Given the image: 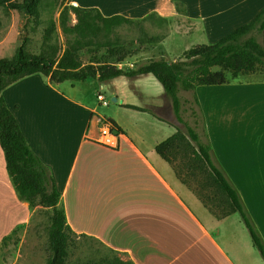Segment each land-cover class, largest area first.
<instances>
[{
  "label": "crops",
  "instance_id": "crops-1",
  "mask_svg": "<svg viewBox=\"0 0 264 264\" xmlns=\"http://www.w3.org/2000/svg\"><path fill=\"white\" fill-rule=\"evenodd\" d=\"M71 2L84 10L97 8L105 16L143 19L157 13L169 22L183 17L214 39L252 22L264 9V0ZM178 3L186 7V14L177 11ZM73 83L71 89L77 88ZM233 83L264 92V79L216 86ZM67 90L61 89V83L51 84L49 78L33 74L7 87L3 95L27 141L51 168L75 234L99 241L133 264H258L259 251L245 238L238 213L224 218L212 214L157 153L158 144L135 142L126 131H116L120 138L116 148L100 143L96 108ZM86 96L89 98L88 93ZM66 106L74 112L69 119ZM244 114L250 121V113ZM231 115L216 132L209 127L211 144L218 165L238 190L264 240V130L252 122L237 134L239 129L231 126L234 113ZM1 197L0 241L32 217L30 202L17 195L0 144ZM5 202L25 214L7 228Z\"/></svg>",
  "mask_w": 264,
  "mask_h": 264
},
{
  "label": "trees",
  "instance_id": "trees-1",
  "mask_svg": "<svg viewBox=\"0 0 264 264\" xmlns=\"http://www.w3.org/2000/svg\"><path fill=\"white\" fill-rule=\"evenodd\" d=\"M47 0H0L5 9L17 10L40 23V5ZM180 3L177 11L180 13ZM183 11V10H182ZM186 14V13H185ZM72 15L76 22L71 25ZM153 17L167 24V18L157 13L143 19L123 15L105 16L99 9L84 10L77 6H66L60 16V26L67 36V46L60 52L52 45L53 33L57 29L52 22L44 31L41 53L34 54L23 42L11 59L0 58V144L5 154L7 170L21 200L30 202L31 209L42 206L52 211L49 228L50 257L47 264H69L72 235L65 206L57 189L51 168L46 165L27 141L12 110L9 108L4 90L21 79L33 74L49 78L51 84L63 82L106 83L117 78H136L152 74L164 87L174 115L180 125L177 131L156 146V151L168 161L178 178L194 192L198 199L217 218L238 213L248 229L252 241L264 259V240L253 222L241 196L221 166L216 163L213 147L205 134L201 135L198 123L203 121L198 113L195 90L199 86H216L232 81L248 80L251 75L261 74L264 79V9L250 23L237 28L222 40L213 44H199L184 51L182 58L168 61L165 58L151 59L134 68L120 67L127 58L137 55L146 44H159L163 37L150 35L144 30L129 48L123 39L115 35L123 25H138ZM261 37V41L259 39ZM90 54L88 63L84 55ZM193 92L197 110L194 126L184 119L181 91ZM126 108L146 111L131 104ZM200 121H197V120ZM113 129L125 131L113 120ZM185 129V130H184ZM202 130V129H201ZM204 132V130H203ZM181 157V167L175 159ZM192 180L197 181L195 186ZM83 264H133L115 257Z\"/></svg>",
  "mask_w": 264,
  "mask_h": 264
},
{
  "label": "rangeland",
  "instance_id": "rangeland-1",
  "mask_svg": "<svg viewBox=\"0 0 264 264\" xmlns=\"http://www.w3.org/2000/svg\"><path fill=\"white\" fill-rule=\"evenodd\" d=\"M66 6L75 5L71 0L43 1L40 5V23L38 24L30 16L0 6V58L11 59L23 42L26 43L30 52L41 53L43 48H47V45H44V31L52 22L56 23L57 29L53 33L51 43L62 52L67 46V36L60 26V16ZM180 8L183 10L180 11V14L184 15L186 7L180 5ZM75 22L76 18L72 15L71 25ZM143 30L150 35L163 37L162 42L157 45H144L137 55L127 58L122 64H119L120 67L134 68L151 59L160 58H165L170 62L176 61L182 58L184 51L193 46L213 44L226 37L209 38L206 33L197 31L194 23L183 17L167 24L158 17H153L143 21L141 26L123 25L117 28L114 34L120 36L129 48H136L138 43L135 44L132 41L139 38ZM259 39L261 41V37ZM83 58L84 62L88 63L90 54L86 53ZM248 78L259 79L263 76L254 74ZM71 84L70 81L63 82L61 89L66 91L68 88L69 93L79 100L87 99V102L96 108L98 117L107 122L113 120L118 123L135 142L159 144L174 134L177 125H180L170 101L166 98L163 85L152 74L132 79L121 77L103 84H99L97 81L76 82L73 84H77V88L72 89ZM97 90L105 96L109 106H104L99 102L97 94H95ZM258 90L260 89L239 88L237 83H233L229 87H197L194 93L197 97L198 113L203 121V124L200 122L197 125L200 134H205L211 143L210 128L216 132L221 122L226 123L232 118V112L234 119L231 121L233 122L231 126L239 129L237 134L240 133V128L245 129L252 122H254V127L264 130V92L257 93ZM179 95L183 102L184 119L194 126L196 118L193 116L192 108L197 110V106L194 103L193 92L182 90ZM113 97H117L118 101L114 102ZM124 104L135 105L146 109V111L129 109ZM160 106H162L161 109H159ZM244 112L250 113V121L244 118ZM64 113L67 114L65 116L67 119L70 114L72 117L74 116L73 110L68 106L64 108ZM159 115L163 119L157 118ZM66 129L68 130V128ZM182 161L180 156L175 159V163L179 167H181ZM192 182L195 186L197 185V181L192 180ZM3 200L4 197H1L0 202ZM5 204L6 206L3 207L6 215L3 214V216L5 217V228H7L13 221L22 219L25 214L17 206H10L9 202H5ZM31 210L30 222H23L15 226L0 241V264H47L51 254L49 228L52 211L42 206H36ZM13 211L14 215L11 214ZM236 216L241 220L239 214ZM241 224L245 231V238L251 242L252 239L242 221ZM116 256L121 258L118 253L95 239L77 234L72 235L69 264H83L87 261L98 262L106 257L113 261ZM257 262L264 264L260 252H258Z\"/></svg>",
  "mask_w": 264,
  "mask_h": 264
},
{
  "label": "built area",
  "instance_id": "built-area-1",
  "mask_svg": "<svg viewBox=\"0 0 264 264\" xmlns=\"http://www.w3.org/2000/svg\"><path fill=\"white\" fill-rule=\"evenodd\" d=\"M99 102L104 106H109V102L102 93L97 94ZM99 126V142L111 148H116L119 145L120 138L110 122L103 120L101 117L96 116Z\"/></svg>",
  "mask_w": 264,
  "mask_h": 264
},
{
  "label": "water",
  "instance_id": "water-1",
  "mask_svg": "<svg viewBox=\"0 0 264 264\" xmlns=\"http://www.w3.org/2000/svg\"><path fill=\"white\" fill-rule=\"evenodd\" d=\"M113 101L114 102H117L118 101V98L117 97H113Z\"/></svg>",
  "mask_w": 264,
  "mask_h": 264
}]
</instances>
